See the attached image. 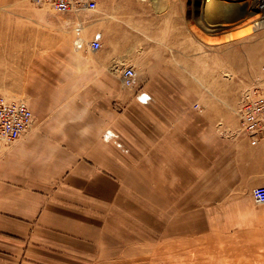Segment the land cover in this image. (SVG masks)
Wrapping results in <instances>:
<instances>
[{"label":"crops","instance_id":"0c3cea01","mask_svg":"<svg viewBox=\"0 0 264 264\" xmlns=\"http://www.w3.org/2000/svg\"><path fill=\"white\" fill-rule=\"evenodd\" d=\"M246 47L252 60L218 75V31L208 41L192 29L189 0L0 11V91L33 111L19 138L0 139V264H96L95 227L128 179L150 195L152 220L176 196H218V223L196 225L218 226V264H264V201L252 194L264 127L253 142L240 112L244 92L264 88V33Z\"/></svg>","mask_w":264,"mask_h":264},{"label":"rangeland","instance_id":"374dc122","mask_svg":"<svg viewBox=\"0 0 264 264\" xmlns=\"http://www.w3.org/2000/svg\"><path fill=\"white\" fill-rule=\"evenodd\" d=\"M215 1L223 5L218 13L210 11L207 0H189L192 29L199 35L206 36L208 41L210 35L215 30L218 31V67L222 64L227 66L218 70V75L234 74L236 65L245 66L249 63L247 60H252L248 56L252 52L246 47L247 43L257 41L264 33V4L259 3V0ZM233 3H242L240 5L248 6V9L242 8L245 12L239 15L229 14L231 8L228 6ZM37 9L54 12L50 6L36 4L33 0H0V11ZM257 18L262 19L255 23ZM14 93L25 97L19 92L10 94ZM27 101L30 102L29 99ZM127 183V191L124 189L117 204H112L111 219H101L100 226L95 227V234L98 236L96 240L101 241L97 252L99 256L95 258L96 264H218V226L200 229L196 226L207 215L215 218L217 221H213L218 223V212L213 209L214 199L218 196L198 193L176 196L175 201L166 207L168 210L159 209L165 218L152 220L150 195L139 193L134 179H128ZM179 222L181 223L178 225ZM183 222H191V226L186 227ZM179 228L183 230L180 231ZM101 238L105 240V246ZM106 238L111 240L110 244L109 241L106 242ZM107 251L110 257L103 260V252Z\"/></svg>","mask_w":264,"mask_h":264},{"label":"built area","instance_id":"2783aa9c","mask_svg":"<svg viewBox=\"0 0 264 264\" xmlns=\"http://www.w3.org/2000/svg\"><path fill=\"white\" fill-rule=\"evenodd\" d=\"M33 2L50 6L57 12L69 9H93L97 5V0H33ZM100 44L98 39L92 41L94 47H99ZM134 72L132 66L123 69L122 75L126 84H133ZM10 93L12 92L0 91V139L7 141L19 138L30 125L33 117L27 99L20 95L14 98ZM240 112L242 128L255 142L264 127V89L254 86L245 91ZM252 193L255 200L264 201V183L255 185Z\"/></svg>","mask_w":264,"mask_h":264},{"label":"bare ground","instance_id":"6f19581e","mask_svg":"<svg viewBox=\"0 0 264 264\" xmlns=\"http://www.w3.org/2000/svg\"><path fill=\"white\" fill-rule=\"evenodd\" d=\"M241 1H243V0H241ZM245 1V0H244ZM246 1H250V0H246ZM251 1H254V0H251ZM258 1V0H257ZM259 3H264V0H259L258 1ZM207 3L210 5V11H214V12H217L218 13V10H222L223 9V5H220V4H218V2H216L215 0H207ZM214 4H216V6H213ZM233 4H235V5H233ZM233 4H231V6H228V7H230L231 9L229 10V14H231V13H233V14H235V15H239V14H241V12H245L244 10H242V8L243 9H248V6H241L240 4H242V3H233ZM260 4V5H261ZM227 10V9H226ZM252 12V11H251ZM253 13V12H252ZM260 16V15H259ZM212 17V16H211ZM210 17V18H211ZM234 18H236V17H234ZM260 19H262V18H257L256 20H255V23H258V21ZM245 30V29H244ZM122 77H123V75H122ZM128 85V84H127ZM132 85V84H131ZM253 194V193H252Z\"/></svg>","mask_w":264,"mask_h":264},{"label":"water","instance_id":"95a60500","mask_svg":"<svg viewBox=\"0 0 264 264\" xmlns=\"http://www.w3.org/2000/svg\"><path fill=\"white\" fill-rule=\"evenodd\" d=\"M12 96H13L14 98H17V97H18V94H17V93H14Z\"/></svg>","mask_w":264,"mask_h":264}]
</instances>
